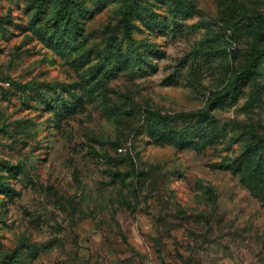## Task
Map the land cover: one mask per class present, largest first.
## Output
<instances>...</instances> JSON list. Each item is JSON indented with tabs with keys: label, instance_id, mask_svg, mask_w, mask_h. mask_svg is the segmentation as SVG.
Segmentation results:
<instances>
[{
	"label": "rangeland",
	"instance_id": "obj_1",
	"mask_svg": "<svg viewBox=\"0 0 264 264\" xmlns=\"http://www.w3.org/2000/svg\"><path fill=\"white\" fill-rule=\"evenodd\" d=\"M64 1L0 0V264H264V0Z\"/></svg>",
	"mask_w": 264,
	"mask_h": 264
},
{
	"label": "trees",
	"instance_id": "obj_2",
	"mask_svg": "<svg viewBox=\"0 0 264 264\" xmlns=\"http://www.w3.org/2000/svg\"><path fill=\"white\" fill-rule=\"evenodd\" d=\"M41 1V0H39ZM60 4L62 5L61 9L58 10V12L56 13V16H55V21H58V19H56L58 16H64L65 18V22L68 23V20L70 19L71 17V11L67 8L66 6V3L64 0H60ZM63 18V17H61ZM61 18L59 20H61ZM63 18V19H64ZM129 13H125L124 14V22H125V26H124V31L126 34L130 33V24H129ZM262 17L261 16H258V17H255L253 18V20L256 22V23H259L261 21ZM128 39H130V37H128ZM261 54V52H257L256 54H254L253 56V60L250 61L249 63V66L240 71L237 75V78L240 79H249L252 74L255 72V69H256V66H257V59L259 58V55ZM160 124L162 123H158V126H160Z\"/></svg>",
	"mask_w": 264,
	"mask_h": 264
},
{
	"label": "built area",
	"instance_id": "obj_3",
	"mask_svg": "<svg viewBox=\"0 0 264 264\" xmlns=\"http://www.w3.org/2000/svg\"><path fill=\"white\" fill-rule=\"evenodd\" d=\"M119 151H122V149L120 148Z\"/></svg>",
	"mask_w": 264,
	"mask_h": 264
}]
</instances>
